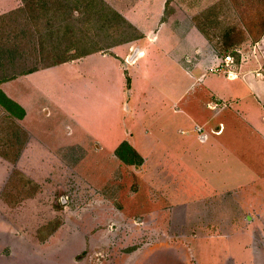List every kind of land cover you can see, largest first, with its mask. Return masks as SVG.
I'll return each instance as SVG.
<instances>
[{
	"label": "rangeland",
	"instance_id": "1",
	"mask_svg": "<svg viewBox=\"0 0 264 264\" xmlns=\"http://www.w3.org/2000/svg\"><path fill=\"white\" fill-rule=\"evenodd\" d=\"M89 1L0 0V79L16 76L18 72L34 65L36 69H43L64 58L73 60L91 53L106 55L116 46L130 45L126 47L122 61L125 65L136 58L139 46L150 44L160 28L170 32L166 36L168 40L175 36L179 44L185 45L187 42L190 45L191 42V45H197L194 55L182 59L185 72L199 63L208 65L204 73L235 78L242 62L255 60V55L260 61L255 47L264 33V0H95L92 6L87 4ZM109 8L126 22L115 18L108 11ZM136 35L141 36L128 41ZM227 55L231 56L232 63L225 68L222 60ZM261 70H264V64ZM89 71L102 84V93L96 97L87 92L89 102L86 105V123L94 126L96 111V115L102 116L99 120L102 124L112 121L111 114L113 119L116 115L125 114L126 101L123 98L117 100L107 68L94 66ZM153 80L161 84L160 88L166 94L171 88L172 93L182 94L176 108L172 106L163 111L159 107V98L155 100L157 96L153 89L145 95V108L152 109L156 115L161 114L159 124L163 123L164 143L167 142V147L173 150L174 146H179V159L175 164L179 168L176 171L173 165L169 166L171 179L168 175L165 180V171L154 169L149 163L140 168L126 167L105 153L100 163H95L99 161L98 157L91 155L93 151L87 150V155H91V161L87 163L41 165L38 168L26 166L37 183L24 176L14 180V188L21 190L17 198H0L3 204L6 202L11 207L10 211L0 209L3 215L1 219L6 216L14 221L16 215L19 216L14 213L15 207L31 210L36 203L38 211L34 217L38 218L40 228L22 229L16 226L12 231L37 237L34 238V241H38L34 243V252L70 260V263L63 264H126L131 254L143 250L166 255L170 261L166 259L162 264H186L181 258L190 256L192 249L195 264H209L204 257L207 256L204 249L207 245L201 248L196 243L192 244L197 234L201 235L207 230L208 234L227 236L230 243L243 242L250 253L248 263L253 264L254 261L264 264V133L257 134L263 137V141H254L251 135L253 128L248 131L242 126L237 106L218 97L210 98L206 94L203 97L204 84H192L185 76L181 81L176 80L175 87H170L168 83L167 87L164 86L166 82L157 75ZM229 87H233L238 95L242 94V87L238 83ZM223 111L226 112L225 116L221 117L222 113L218 115ZM229 113L230 117L227 115ZM2 116L0 151H5L4 146H14L16 127ZM179 116V121L172 120ZM204 118L208 125L213 126L211 132L214 134L223 124V133L213 134L206 145L190 144L189 150L197 155L188 162L182 153L183 146H186L184 139L189 135H180V132L192 129L197 122L201 124ZM243 122L249 127L244 119ZM101 126L104 128L106 125ZM158 137L159 133L155 131V138ZM219 143L228 150L224 157L217 153ZM230 147L239 154L245 153L247 160L253 159L255 164L247 166L250 169L247 171L259 173L262 179L260 182L244 181L240 183V188H233L229 195L225 194L230 204L224 207L226 216L206 227L205 222L197 221L196 218L208 213H196L198 210L191 205V197L197 191H203L201 180L210 177L208 168L203 165V158L209 157V163L214 168L222 167V178L215 179L216 175L210 178L216 182L228 178ZM237 152H234L235 155ZM71 155L74 157L73 151ZM250 184H256L257 187L253 186L256 189L251 191ZM34 188L37 195H34ZM248 189L251 194H247ZM240 190L247 196L240 194ZM176 195L185 203L176 201ZM27 215L22 213V216ZM2 240L0 255L6 258L12 253L11 245L5 246ZM224 241V238L217 240L219 243L215 249ZM209 244L213 245L211 240ZM26 247L28 244L24 243L13 248L16 253L17 249L25 250ZM211 252L214 256V252ZM175 258L176 261H173ZM233 263L238 264V261Z\"/></svg>",
	"mask_w": 264,
	"mask_h": 264
},
{
	"label": "crops",
	"instance_id": "2",
	"mask_svg": "<svg viewBox=\"0 0 264 264\" xmlns=\"http://www.w3.org/2000/svg\"><path fill=\"white\" fill-rule=\"evenodd\" d=\"M169 33L168 30L160 28L153 35L150 44L139 46L136 58L125 65L122 61L126 55V47H130V45L116 46L106 55L91 53L31 73L16 75L11 80L0 82V91L23 111V116L18 118L15 116H18L21 112L17 108L13 109L15 115L13 116L0 106V115L12 121L16 127L14 146L12 148L4 146L6 150L0 151V198L7 196L17 198L21 189L14 188L13 182L22 176L37 183L35 177L29 174V169L26 166H32V168L37 166L38 168L41 165H67L72 162L83 164L91 161V155L98 157L99 161L95 163H100L104 153L108 154L110 158H115L118 163L126 167L140 168L141 165L149 163L154 169L158 168L165 171V180L168 175L171 179L169 166L173 165L176 171H178L177 167L179 168V165H175L179 159L177 157L179 146H174L173 150L167 147V142L164 143L162 138L163 123L159 124V121L162 120L161 114L156 115L152 109L145 108L147 105L145 95L152 92L153 89L157 96L155 100L158 101L159 98V107L161 106L160 110L163 111L166 108L171 109L172 106L176 108L177 100L182 97V94L181 92L180 95L172 93V88L168 92L169 95L166 94L165 90L162 87L160 88L161 84L153 80L156 75L160 76L164 80L163 82H166L164 84L166 87L167 83L170 84V87H175L177 85L176 80L180 79L181 81L183 76L192 84H204L203 97L206 94V97L229 100L234 107L237 106V112L241 115L240 122L242 126L246 127L248 131L249 128H253L251 135L254 137V141H263V137L257 134L264 133V70H261L264 64V33L255 47V53L258 54L261 62L256 55L255 60L242 62L235 78L204 73L208 65L199 63H195L196 65L191 66L189 72H185L182 59L194 55L197 45H191L189 38L186 41H189L190 45L187 42L185 45L179 44L175 36L168 40L166 36ZM169 41L174 42V44ZM94 66L100 69L107 68V73L113 81L111 85L112 87L114 85L117 100L123 98L126 101L125 106H127L126 113L120 114L119 117L116 115L115 120L111 114L112 121H105L103 123L106 125L104 128L99 121L102 116L96 115L97 111L94 114V126L86 123V105L89 102L87 92H90V96H99L102 93V84H99L93 72L89 71V68L92 70ZM127 79L129 80L128 84L126 83ZM236 83L242 87V90H240L242 94L240 95L234 91L233 87H229V85H236ZM98 84L100 87H98ZM206 107L209 109V104L206 103ZM94 112L92 111V113ZM220 113H222L221 117L226 115L225 111L219 112L218 115ZM227 115L230 117L231 113ZM213 116L215 117L214 113ZM180 117L172 120L179 121ZM243 119L249 123V127H247L248 124H244ZM200 122L202 123H195L192 129L181 130L180 132V135H189L184 139L186 146L185 148L183 146L182 153L188 162L192 161V156L197 155L189 150L190 144L206 145L214 134L211 132L213 126L207 124V119L204 118ZM97 126H100V128ZM220 127L214 135L223 133V124ZM154 130L159 133L160 137L157 139ZM199 135L204 137L201 138ZM122 143L128 144L138 154L142 159L140 165H127L118 159L115 150ZM237 145L241 144L237 143ZM210 146L213 147V143ZM167 148L168 150H166ZM217 149V153L222 157L228 152L227 148L225 149L220 143L217 144ZM231 149L233 148L230 147L228 153L231 158L228 166L230 175L222 181H215V179L223 177L221 174L222 167L214 168L209 163V157L203 158V165L208 168L209 176L216 175V177H214L215 179L206 177L201 180L203 191L199 190L195 196L191 197V205L198 210L196 213H208L206 216L199 215L196 218L197 221L205 222L206 227L216 223L222 216H226L223 213L224 207H229L230 204L228 197L225 198V194L229 195V191L233 188H240L244 181L246 183L260 182V179H262L259 173L247 171L250 170L247 166L255 164L252 162L253 159L248 158L247 160L244 156L245 153L239 154L234 149L231 153ZM87 150L93 151L90 156L87 155ZM72 151L74 157L71 155ZM234 152L238 154L235 155ZM14 170L17 172L13 173ZM180 171H182V168ZM171 182L173 181L171 180ZM257 184L262 187L259 183ZM250 185H252L251 191L257 187L256 184H254V188L253 184ZM151 188L153 187L151 186ZM243 190L246 192V189ZM243 190H240V194L243 193L244 196L251 194L250 189H248L249 193L247 194ZM33 192L34 195H37L35 188ZM215 196L217 197L216 201L214 200ZM176 197L178 198L176 201L185 203L177 195ZM0 203H2L1 199ZM34 207H31V210L15 207L14 213L19 214V216L16 215L14 221L6 216L1 219L3 215L0 214V240L5 241V246H8L7 244L11 245L10 250L12 252L6 258L0 255V259L3 261L0 264H38L40 261L42 264L70 263L68 258H55L53 254L42 256L40 253L34 252L33 249H36L34 243L37 244L38 242L34 241V238L37 239V237L26 236L22 233L17 234L12 231L16 226L17 228L22 227V229L40 228L38 218L34 217L38 211L36 203ZM0 209L10 211L11 207L5 202L2 203ZM22 213L28 215L25 217L22 216ZM220 213H223V215ZM208 233L207 230L202 232L201 235L197 234L192 244L196 243V246H202L201 248L207 245L204 248L207 256L204 255V257L209 261V264L210 262L220 264V260H222L221 264H235L234 261H238V264H249L250 253L243 242L230 243L231 241L225 235L215 236ZM221 238L226 239V241L219 244L215 249L216 244L219 243L217 240ZM210 240L213 245L209 244ZM24 243L28 244V247L25 250L23 248L24 251L17 249L15 253L13 247ZM210 251L214 252V256H212V252L209 253ZM193 254L192 249L190 256H184L181 260L184 259L186 264H195ZM219 254L221 255L218 256ZM166 259L170 261L164 254L143 250V252L131 254L126 264H162L161 262ZM174 260L176 261V258ZM177 260H180V258H177ZM253 264L256 263L253 261Z\"/></svg>",
	"mask_w": 264,
	"mask_h": 264
},
{
	"label": "trees",
	"instance_id": "3",
	"mask_svg": "<svg viewBox=\"0 0 264 264\" xmlns=\"http://www.w3.org/2000/svg\"><path fill=\"white\" fill-rule=\"evenodd\" d=\"M94 1L95 0H91L87 4L89 6H92V4H93L92 2H94ZM78 2H80V1H78ZM78 2L75 3L76 6H77ZM108 11L111 14H113V16L115 18L121 19L122 21H125L124 19H122V17L119 14H117L116 12L110 10V8L108 9ZM129 26H130V28H132L135 31V28L132 25H129ZM140 36L141 35H136V36L130 38V40H128V41L136 40V39L140 38ZM66 61H69V59L68 58L67 59L66 58L61 59V60H59L57 62L52 63V65H55V64H58V63H63V62H66ZM36 68L37 67L35 65L33 67H30V68H25L22 71L18 72L17 75L34 72V71L38 70ZM14 77H15V75H13V76H4L2 79H0V82L11 80ZM126 83L127 84L129 83L128 79H127ZM0 106L3 107L8 113H10L13 116H15L13 109L17 108L21 113L18 116H15V117L21 118L23 116V111L16 104H14L11 100H9L1 91H0ZM115 155L118 157V159L120 161H122L124 164H127V165H140L141 162H142V159L138 156V154L130 146H128V144H126V143H122L115 150Z\"/></svg>",
	"mask_w": 264,
	"mask_h": 264
},
{
	"label": "built area",
	"instance_id": "4",
	"mask_svg": "<svg viewBox=\"0 0 264 264\" xmlns=\"http://www.w3.org/2000/svg\"><path fill=\"white\" fill-rule=\"evenodd\" d=\"M222 61H223V65L225 66V68L228 67L230 65V63H232L231 56L230 55L225 56ZM229 74H230V72L227 71V75H229Z\"/></svg>",
	"mask_w": 264,
	"mask_h": 264
}]
</instances>
